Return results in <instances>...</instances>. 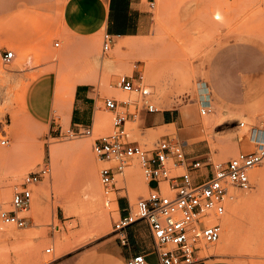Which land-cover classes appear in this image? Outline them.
I'll use <instances>...</instances> for the list:
<instances>
[{"label":"rangeland","instance_id":"1","mask_svg":"<svg viewBox=\"0 0 264 264\" xmlns=\"http://www.w3.org/2000/svg\"><path fill=\"white\" fill-rule=\"evenodd\" d=\"M66 1L0 0V188L10 192L8 202L0 205V213L10 209L14 190L27 174L45 164L51 167L50 175L34 188L31 209L24 213L29 217L27 228H12L20 237L27 235V238L17 244L8 242L6 249H0V264H81L94 260L117 263L96 260L107 254L100 250L99 244L114 234L120 210L117 200L127 203L129 199L130 170L136 171L142 183L148 182L139 165L134 163L122 176H116L114 193L106 195L99 183L102 203L108 210V220L102 222L98 208L83 197L88 158L76 149H69L78 144L86 146L100 182V170L107 164L95 154L94 141L112 132L115 116L106 110L105 98L130 101L129 108L119 109L124 115L135 113V105L142 109L145 101L154 104L159 112L174 113L173 126L153 127L138 119L127 124L134 140L144 148L153 149L163 137H169L180 140L187 154L209 155L215 162L234 157L250 145L252 130L263 127L261 0H155L152 34L119 38L111 42L107 53L103 52L105 33L77 37L64 29L61 13ZM135 45L138 49L132 48ZM8 50L15 52V58L5 65L2 55ZM105 62H109L108 67ZM136 72L144 76L143 93H126L116 87L120 77L136 75ZM39 77L47 78L41 81L49 94L30 97V88ZM79 83L93 85L95 96L102 100L98 102L97 114L104 121H95L92 137L68 133L70 109L67 104L55 107L56 93L64 92L67 100ZM258 99L263 101L261 110L253 115L250 106ZM201 103L211 105L210 115L200 114ZM48 108L56 121L51 126L37 122L30 113L32 110L43 113ZM152 118L153 114L147 113L142 120ZM242 122L245 127L241 128ZM58 126L59 130L63 129L62 134L54 131ZM3 140H8V145H1ZM261 168L264 164L252 172ZM252 172L253 188L230 189L235 199L228 200V205L259 191ZM261 191L257 201L245 207L242 218H238L240 235L234 245L218 249L226 235L222 225L221 240L203 246L204 251L198 257L200 262L264 264V189ZM136 193L135 199H129L133 207L147 196L148 190ZM79 199H83V204ZM38 204L39 211L35 207ZM67 204L75 206L83 216ZM228 205L224 218L233 217ZM6 226L0 219V228ZM138 239H150L148 231L141 230ZM62 241H69L72 249L58 256L61 250L57 249H65ZM0 246L6 247L5 243ZM48 248L52 253H46Z\"/></svg>","mask_w":264,"mask_h":264},{"label":"built area","instance_id":"2","mask_svg":"<svg viewBox=\"0 0 264 264\" xmlns=\"http://www.w3.org/2000/svg\"><path fill=\"white\" fill-rule=\"evenodd\" d=\"M149 4L154 8L155 0H149ZM111 42L112 38L105 34L104 53L110 50ZM14 58L15 52L11 50L2 55L5 65H9ZM143 81L142 73L136 72V75L120 77L116 87L126 93H143ZM131 105L130 101L104 99L106 110L115 114L113 130L109 135L95 139L93 146L97 157L107 163L99 176L106 195L117 190L116 176L123 175L134 163L139 165L148 182L147 196L140 198L134 207L127 199L125 214L119 210L113 231L120 235L121 244L127 245L126 230L145 221L160 264L202 263L198 257L203 246L216 244L221 239V220L226 213L227 201L232 198L230 189H252L251 172L264 164V111L263 127L252 130L250 145L243 147L228 161L215 162L209 155L187 154L180 140L169 137H163L153 149L144 148L128 131V114L119 112L120 108ZM138 108L135 105L137 119L140 111L150 114L159 111L149 101H145L142 109ZM212 111L210 104H202L200 108L202 116L210 115ZM240 127H245V123H240ZM254 131L257 135L253 134ZM74 135L92 137L94 128H83ZM1 145H8V140L1 141ZM50 173V165L45 164L23 178L14 190L10 209L0 213L3 224L19 230L27 228L29 217L24 213L31 209L34 188ZM46 253H52V249L48 248ZM126 264H147L146 255H134L127 259Z\"/></svg>","mask_w":264,"mask_h":264},{"label":"crops","instance_id":"3","mask_svg":"<svg viewBox=\"0 0 264 264\" xmlns=\"http://www.w3.org/2000/svg\"><path fill=\"white\" fill-rule=\"evenodd\" d=\"M264 10V0L262 1ZM154 13L150 7L149 0H67L61 13V19L64 29L73 36L77 37H94L101 33L108 34L115 42L119 38H139L147 37L152 34L154 28ZM38 82L32 84L29 91L30 97L49 94L46 86H43L41 80L45 77L37 78ZM95 87L89 83H79L75 87L73 102L68 114L69 130L68 133L77 134L83 128L93 127L96 121L98 112V102L102 100L95 96ZM203 90V87H201ZM52 93V92H51ZM33 100V98H32ZM263 103L262 99H258L253 103ZM34 104V102L32 101ZM252 103V104H253ZM51 108L45 112L38 110L30 111L33 118L39 123L56 124L50 114ZM147 112L140 111L138 120L144 125L153 127H161L163 125L173 126L176 123L174 113L170 111L152 113L151 121H143L142 117ZM130 123L136 122L135 113H128ZM59 126L55 127L54 131L63 133V129L59 130ZM120 213L125 214L127 209L126 201L118 199ZM145 229L150 235V239L140 241L138 233ZM128 244L122 245L120 235L113 234L103 240L100 245V250L107 254L97 257L105 261H116L117 263H98L90 261L81 264H126L127 259L137 254H145L147 264H160L158 255L155 251V246L151 238L148 225L145 221L138 222L126 230L125 233ZM64 264V263H58ZM68 264V263H65ZM198 264H236L229 261L212 260L211 262H203Z\"/></svg>","mask_w":264,"mask_h":264},{"label":"bare ground","instance_id":"4","mask_svg":"<svg viewBox=\"0 0 264 264\" xmlns=\"http://www.w3.org/2000/svg\"><path fill=\"white\" fill-rule=\"evenodd\" d=\"M262 1L263 0H261V2ZM259 10H260L259 12L261 13V16H262V18L264 20V10H263V7H262V3H261V9H259ZM132 48L133 49H138V47L136 45L133 46ZM29 64H30V62H29ZM105 66L108 67L109 66V62H105ZM185 80H186V82H189V78L186 77ZM75 87L73 89L72 94L70 95V97L67 100L63 97L64 92L58 91L56 93V100H55V107L56 108H61L64 104H67L68 107H69V109H71L72 102H73V96H74ZM260 106L261 105H260L259 102L253 103L250 106L251 113L253 115H255L256 113H258L261 110ZM103 121H104V119H102V117L97 114L96 115V122L101 123ZM105 123L106 122H104V124ZM222 124H223V122L221 123V125ZM253 134L254 135H257V132L254 131ZM236 144L238 145V143H236ZM69 149H72V150L73 149H76V150L80 151L81 153H83L84 155H86L87 158H88V159H86L87 160V164H86L85 188L83 190L84 191L83 197H84V200H86V201L89 200L90 203L93 205V207L95 206V207L98 208L99 216H100V219L99 220H101L102 222H105L106 220H108V210H107V206L105 205V203H102L103 202L102 200H104V199H101V196H100V190H101L100 189L101 187H100V184H99L100 182L97 179L98 173H97V170L95 169L96 167L93 166V164H92V162L90 160L91 159L90 154H89L90 151L88 153V150L86 149V146L84 144H78V145H76V147H70ZM102 162L105 163V164H107L104 161H102ZM252 178H254V180H256V183H257V185L259 187V191L257 189L256 194H253V195H251L248 198H244V199H242V200H240V201H238L236 203H233L232 202V204L230 203V205H228V209H230L232 211V216L233 217L232 218H224L223 217L222 220H221V224L226 229V235L223 236V241H222L223 243L218 247V249L224 250V249H228L229 247H232L234 245V243L236 242V239L240 235L239 230H238V221H239L238 218H240L242 216L243 210H244L245 207H249L250 205H252L253 203H255L257 201L258 197L260 195H262V191L261 190L264 189L263 188V186H264V168H261L259 170H256V171L252 172ZM120 182H122V178L121 177H120ZM128 183H129V186H128L129 187V189H128L129 191H128V193H129V199L130 200L135 199L136 194H137L136 192H141L142 193V192L148 190V184L146 182L145 183H142L140 181V178L138 177V174L136 173V171H133V170L131 171L130 170V173H129V176H128ZM140 188H141V191H140ZM9 193L7 191H5V190H1V188H0V205L8 202V200L10 199ZM234 199H235V197L232 195V198L230 200L233 201ZM36 200H37V197H36ZM79 201H80V204H83V199H79ZM117 205L118 204L115 202L114 206L116 208H117ZM68 206L69 205L67 204V207ZM35 207H36V209H38V211L41 208L40 204L36 205ZM42 208H43V206H42ZM69 208H73V210L77 214L80 213L79 215H81V211L75 210V206H72V207L69 206ZM81 216H83V214ZM80 218L84 220L83 217H80ZM12 228H13L12 226H6V227H1L0 228V243H5V245H6V247L0 246V249H6L8 247L7 246V243L8 242H12L14 244H17V243H20V240H22V239L25 240L27 238L26 237L27 235L26 236H23V237H20V235H19L20 233L17 234L15 231L12 230ZM86 238H87V236H86ZM62 242H61L62 245L61 244L60 245L61 246H65L64 247L65 249H62V247H61V249H59L58 248L59 246H57V248H58L57 250H61L60 252L57 251V252H59L58 256L64 254L65 252H68V251H70L72 249V247H69L68 246V242L69 241L68 242L66 241L65 243L64 242L62 243ZM203 251L204 250H202L201 253ZM214 252H217V251H215V250L213 251L212 250V253H214ZM35 254H37V253H35ZM36 256H35V258H36ZM35 258H34V260H37ZM51 260H52V258L50 259V261ZM45 261H46V259H45Z\"/></svg>","mask_w":264,"mask_h":264}]
</instances>
